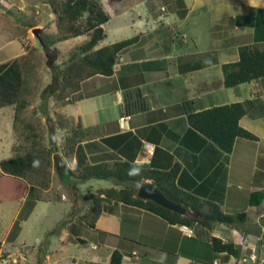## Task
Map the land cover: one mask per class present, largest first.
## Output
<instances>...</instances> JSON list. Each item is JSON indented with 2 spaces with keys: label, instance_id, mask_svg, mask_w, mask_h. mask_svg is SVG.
<instances>
[{
  "label": "crops",
  "instance_id": "crops-1",
  "mask_svg": "<svg viewBox=\"0 0 264 264\" xmlns=\"http://www.w3.org/2000/svg\"><path fill=\"white\" fill-rule=\"evenodd\" d=\"M99 1L110 20L117 22L109 44L135 36L137 41L120 53L111 76L84 80L72 102L59 106L61 123L55 133L60 130L64 137L72 130L85 131L81 145L92 165L121 162L159 171L177 167L175 184L180 191L217 204L227 215H245L242 223H214L210 231L211 236L232 243L238 255L216 253L208 239L197 237L191 228L122 203H105L90 228L79 220L87 208H80L79 184L72 187L70 181L66 185L70 189L63 192L72 207L59 222L51 223L53 229L40 243L44 255L38 264H110L114 253L120 257L119 264H264V78L225 88L221 69L238 61L240 46L264 44V0ZM12 23L6 24L7 35L0 23V41L5 40L2 47H7L0 53V64L25 54L18 38L20 27ZM109 44L101 42L98 47ZM130 90H140L147 102L145 111L126 112L124 94ZM245 101L259 106L261 115H245L239 126L256 139H236L230 153L187 123L189 112ZM4 110L0 107V161L4 160L5 134L14 136L13 112ZM123 115L130 119L120 123ZM15 142L6 144L10 151ZM145 145L153 148L151 155L146 154ZM55 155L64 160L60 153ZM54 175L64 184L60 170L51 169V180ZM53 182L45 191L49 195L55 191ZM6 185L0 177V204H18L17 221L23 222L26 217L20 211L32 204L27 198L30 185L24 190L12 181L5 192ZM98 189L107 188L88 193ZM33 206L28 205L31 210ZM57 225L60 229L55 231ZM54 234L53 243L48 238ZM0 241V264L22 257L19 249ZM17 259L11 262L18 264Z\"/></svg>",
  "mask_w": 264,
  "mask_h": 264
},
{
  "label": "trees",
  "instance_id": "trees-1",
  "mask_svg": "<svg viewBox=\"0 0 264 264\" xmlns=\"http://www.w3.org/2000/svg\"><path fill=\"white\" fill-rule=\"evenodd\" d=\"M40 1L49 7L55 26L52 34L39 35L40 47L46 54L45 65L51 74L50 82L41 92L43 102L41 108H45V116L48 117L49 99L59 106L69 104L72 102V95L79 90L81 82L96 75L111 76L118 56L125 48L137 41V36L98 47L106 38L103 27L110 20L109 14L104 11L99 0ZM35 26L37 25L33 19L20 25L18 38L25 54L0 64V107H12V125L16 138L14 155L0 161V177L7 184L5 192L12 186V181L24 190L28 183L30 185L28 199L52 202L51 195L45 191L51 183L52 164H56L64 175L62 176L64 184L69 185L72 181L74 182L72 187L91 179L114 180L123 185L120 189H98L90 195L89 206L79 215V220L86 226L94 227L105 203H122L153 213L169 224L189 227L197 237L208 239L214 252L237 256L238 250L232 243H224L211 236L210 231L214 223L225 225L242 223L245 215H227L217 204L180 191L175 184L177 167L170 171H159L121 162L112 165H92L81 145L86 137V132L81 129L72 130L57 145L55 129L48 126V143H44V136L37 125L23 118L24 112L29 107L26 97L30 96L28 86L34 67L29 55L33 49H29L23 39L27 30ZM83 36L88 39L76 45L66 61L58 64L56 55H53L57 52L54 45ZM238 54L237 62L221 67L225 88H233L264 78V44L242 45ZM124 104L129 114L147 109L146 99L140 90L125 92ZM245 115L252 118L259 117L261 115L259 106H255L252 101H245L189 112L187 123L191 129L210 140L221 151L230 153L237 138L256 139L239 126V120ZM49 118L45 120L50 123ZM56 153H60L64 160L54 157ZM55 158L58 160L55 161ZM144 181H150L168 199L185 207L186 215H179L150 200L140 199L137 196L138 186ZM59 229L60 226L57 225L55 231ZM68 240L75 244H84L81 239ZM2 254L0 241V258ZM119 263L120 257L114 253L110 258V264Z\"/></svg>",
  "mask_w": 264,
  "mask_h": 264
},
{
  "label": "rangeland",
  "instance_id": "rangeland-1",
  "mask_svg": "<svg viewBox=\"0 0 264 264\" xmlns=\"http://www.w3.org/2000/svg\"><path fill=\"white\" fill-rule=\"evenodd\" d=\"M108 4L109 3L104 4L105 9L107 10ZM2 12L4 14L0 16V23H3L4 35L10 33L9 28L6 26L7 22L10 20H12L14 24H18L20 27V25H23L24 22L26 24L28 23V21L33 19V21H35L37 25L34 28L41 29V33L39 35L52 34L55 31V26L53 23L54 17L50 12L49 7L45 4H42L40 0H0V13ZM4 15L9 19H6ZM115 23L117 22L114 18H112L110 22L104 25V28L107 31V37L102 42V44L106 45L114 40L112 35V28L114 27ZM32 29L27 30L23 39V42L25 44H28V48L33 49V51L30 52L29 55L31 61H33L34 63L28 86L30 96L26 97V99L29 101V107L24 112L23 118L24 120L37 125L39 131L42 132V135L44 136V143H48L47 128L48 126H51L56 130V128L61 123V112L57 110L59 109V104L54 102L52 99H49L47 102V111L48 117H50L49 120L51 122L49 123L45 120V118L48 117L45 116V108H41V105L43 104L41 99V92L44 90V87H46V85L50 82L51 74L45 65L46 54L42 50L43 48L40 47V43L37 38L32 34ZM132 32L133 31H129V34H131ZM87 39L88 38L86 36H83L55 44L54 49H56L57 52L53 53V55H56L57 57L56 62L60 64L66 61L74 47L76 45L84 43ZM3 42H5V40L0 41V53L7 49L6 46L2 47ZM11 47H16V45L12 44ZM4 111H7V113L11 114L13 112V109L9 106H6ZM11 116L13 117V114ZM11 116L9 117L10 119ZM8 127L10 128V126ZM54 135L57 144H59L63 137L60 130L56 133L54 131ZM12 140H16L15 135L12 138L7 134H5V137L2 140L1 146L4 147L2 150L4 160L9 159L14 155V150L12 149L10 151L8 145H6L7 143L11 144ZM54 157H56V155ZM57 160L55 158V161ZM51 169H53L55 172L59 171V168L56 166V164H54L53 168ZM52 180L54 181L53 184H55V191L52 193L53 195L51 194L50 196L52 202L46 204L35 200H32V202H28L32 204L23 206L20 211V214L26 217L23 222L17 221L16 213L18 211V204H0V239L7 241V248H11L12 250H14V248L17 250L19 249L20 251L18 252V254H22V257L13 256L8 259V264L13 263V261L11 262L12 258H19L17 259L19 264L21 258L26 259L27 257V260L22 259L24 260V262H22L21 264H38L37 259L41 255H44V251L40 250V243H42L44 237H46L47 231H51L53 229V225L51 223H54V221L56 220H58L56 222H59L64 216L69 214L72 207V202L64 196L63 191L67 188L70 189V187H67L66 184L64 185L60 179H57L56 175L52 177ZM111 187L120 189L121 187H123V185L118 184L114 180L96 179H91L86 182L79 183V185L77 186L78 192L76 194L77 197H79L81 210H84V208L89 206L91 195L88 193L89 189ZM28 205H34L32 210L30 209L31 207H28ZM18 226H20L21 229H18ZM51 236H53V238L48 239L54 243V240L57 236L55 234ZM19 245L20 248L18 247ZM51 248L54 250V247Z\"/></svg>",
  "mask_w": 264,
  "mask_h": 264
},
{
  "label": "water",
  "instance_id": "water-1",
  "mask_svg": "<svg viewBox=\"0 0 264 264\" xmlns=\"http://www.w3.org/2000/svg\"><path fill=\"white\" fill-rule=\"evenodd\" d=\"M41 30L39 28H33L31 30L32 34L37 38V40L40 43L39 40V32ZM137 196L142 200H150L157 205L173 211L179 215H186L187 209L183 207L182 205L173 202L172 200L168 199L161 191H159L150 181H144L140 184Z\"/></svg>",
  "mask_w": 264,
  "mask_h": 264
},
{
  "label": "built area",
  "instance_id": "built-area-1",
  "mask_svg": "<svg viewBox=\"0 0 264 264\" xmlns=\"http://www.w3.org/2000/svg\"><path fill=\"white\" fill-rule=\"evenodd\" d=\"M117 63H118V61H116L114 67L116 66ZM129 119H130V115H123V116L119 119V122H120V123H123V122H125V121H127V120H129ZM152 151H153V148H152L151 146H149V145H145V152H146L147 155H151V154H152ZM13 263L16 264L17 261H16V260H13Z\"/></svg>",
  "mask_w": 264,
  "mask_h": 264
},
{
  "label": "clouds",
  "instance_id": "clouds-1",
  "mask_svg": "<svg viewBox=\"0 0 264 264\" xmlns=\"http://www.w3.org/2000/svg\"><path fill=\"white\" fill-rule=\"evenodd\" d=\"M41 30V29H40Z\"/></svg>",
  "mask_w": 264,
  "mask_h": 264
}]
</instances>
